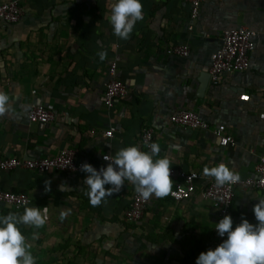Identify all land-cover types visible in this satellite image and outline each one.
I'll return each mask as SVG.
<instances>
[{"label":"crops","instance_id":"obj_1","mask_svg":"<svg viewBox=\"0 0 264 264\" xmlns=\"http://www.w3.org/2000/svg\"><path fill=\"white\" fill-rule=\"evenodd\" d=\"M112 2L21 0L19 22L0 19V91L11 105L0 117V159L48 158L71 148L96 163L101 154L114 157L124 147L144 151L139 135L150 127L161 147L155 158L167 156L170 167L180 163L196 172L201 177L196 192L178 204L169 195L153 196L143 218L129 225L123 212L135 188L128 181L99 206L85 194L87 173L13 169L0 173V188L27 193L32 200L28 207L40 208L46 218L39 229L18 226L41 264H195L215 239V211L199 197L203 169L224 163L246 177L264 155V0H206L192 31L184 1L140 0L143 19L127 40L118 38L109 22ZM235 26L257 33L250 68L224 75L213 85L211 54L221 44L222 32ZM170 43L187 44L190 55L167 56L162 49ZM102 50L107 51L104 61L97 55ZM112 61L129 94L106 109L102 93ZM46 103L55 105V121L29 123L30 106ZM179 110L224 125L235 145L221 147L209 132L171 124L170 114ZM110 127L113 135L104 137ZM259 198L264 195L258 190L235 189L233 229L242 219L258 223L253 207ZM24 209L0 206V215L23 214Z\"/></svg>","mask_w":264,"mask_h":264},{"label":"built area","instance_id":"obj_2","mask_svg":"<svg viewBox=\"0 0 264 264\" xmlns=\"http://www.w3.org/2000/svg\"><path fill=\"white\" fill-rule=\"evenodd\" d=\"M189 5V26L192 31L195 22L199 18L201 5L206 0H182ZM23 17L21 0H9L0 5V19L7 24H14ZM256 31L245 26H235L227 29L221 34V44L211 54L208 68V76L211 84L216 85L224 75L241 73L250 68V55L255 51ZM169 57L186 58L190 55V48L187 44L170 43L163 49ZM129 94V89L117 76V65L115 61L109 63L107 68V80L103 85L102 104L106 109L113 108L116 101L125 99ZM56 119V109L53 103L32 104L27 112V120L31 124L46 125ZM171 124L184 129L203 130L209 132L217 139L221 147H233L235 140L227 132L224 125H211L202 120L198 114L192 110H179L169 116ZM114 129L110 127L104 131V137H111ZM139 140L145 152H150L146 146L155 143L154 131L150 127H143L140 131ZM111 156L103 153L98 161L89 162L78 157L76 150L65 148L57 152L56 155L48 158H28L24 156H14L0 159V173L13 169H25L38 174L64 173L76 175L84 173L81 165L90 164L97 171L101 167H107L109 161L104 160V156ZM155 158V157H154ZM238 174V173H237ZM240 180L236 183L217 186L214 178L204 176L203 184L199 190L201 200L209 203L215 211V223L213 231L215 239L211 246L214 250L227 238L220 237L215 230V224L224 216H230L232 200L235 189H254L264 195V155L260 156L254 165L253 173L243 177L239 174ZM173 181L172 192L169 197L175 204L191 198L196 192V181L201 177L194 171H187L180 163L171 167V177ZM30 196L25 192H11L0 188V206H8L14 210H22L31 204ZM149 200H143L134 190L128 207L123 212V222L126 224H136L144 216Z\"/></svg>","mask_w":264,"mask_h":264},{"label":"clouds","instance_id":"obj_3","mask_svg":"<svg viewBox=\"0 0 264 264\" xmlns=\"http://www.w3.org/2000/svg\"><path fill=\"white\" fill-rule=\"evenodd\" d=\"M109 22L114 34L127 40L137 21L143 19L140 0H113ZM101 61L107 59V51L97 53ZM2 68V64H0ZM9 96L0 91V117L10 111ZM150 152L141 151L139 146H128L119 149L114 157L104 156L109 161L107 167L97 171L90 164L81 165V171L87 173L83 184L85 193L93 206H99L106 197L119 193L130 182L136 193L145 201L153 196L164 198L172 192L171 161L167 156L158 157L161 147L158 143L146 145ZM203 174L214 178L217 186L236 183L239 174L220 163L215 167H205ZM50 181H45L46 190H50ZM63 185V184H62ZM62 185L60 189H62ZM106 185L111 187L105 188ZM47 207H44V212ZM253 212L258 223L253 225L247 219L233 229L230 216H224L215 224V230L223 240L214 250L201 252L195 264H264V198L254 205ZM61 214V219L64 218ZM46 218L37 207H26L23 214L9 213L0 215V264H36L31 252L32 245L21 233L19 225L33 226L37 229L44 226Z\"/></svg>","mask_w":264,"mask_h":264},{"label":"rangeland","instance_id":"obj_4","mask_svg":"<svg viewBox=\"0 0 264 264\" xmlns=\"http://www.w3.org/2000/svg\"><path fill=\"white\" fill-rule=\"evenodd\" d=\"M38 258V257H37ZM48 260V259H47ZM60 261V259L58 258L57 259V261L56 262H59ZM55 262V263H56ZM42 263V261H41V257H39L38 259H37V261H36V264H41Z\"/></svg>","mask_w":264,"mask_h":264}]
</instances>
